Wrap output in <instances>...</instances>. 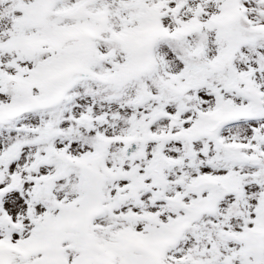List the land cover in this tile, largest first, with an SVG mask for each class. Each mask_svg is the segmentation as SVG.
Returning <instances> with one entry per match:
<instances>
[{"label": "snow or ice", "instance_id": "1", "mask_svg": "<svg viewBox=\"0 0 264 264\" xmlns=\"http://www.w3.org/2000/svg\"><path fill=\"white\" fill-rule=\"evenodd\" d=\"M0 264H264V0H0Z\"/></svg>", "mask_w": 264, "mask_h": 264}]
</instances>
